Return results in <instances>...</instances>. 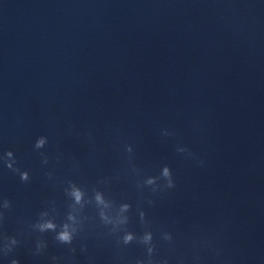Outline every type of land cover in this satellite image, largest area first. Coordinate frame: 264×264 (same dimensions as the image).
I'll return each instance as SVG.
<instances>
[{"label": "clouds", "instance_id": "1", "mask_svg": "<svg viewBox=\"0 0 264 264\" xmlns=\"http://www.w3.org/2000/svg\"><path fill=\"white\" fill-rule=\"evenodd\" d=\"M47 142L48 138L46 136H39L35 141L34 148L36 150L42 149L47 144ZM129 151H131V149H129ZM40 155L43 157L42 162L46 164L48 162V158L43 153H40ZM0 159H3L4 164L8 169L19 174L21 181L27 182L30 179L29 173L27 171H21L18 167H15L16 158L13 151H6L3 154V157H0ZM163 176L167 180L165 188H173L175 183L169 167H164ZM147 183L153 184L154 180H149ZM152 191L156 192L157 189H152ZM65 195L71 201L69 204V211L66 214V220L71 223H62L59 227V230L57 231V224L55 223L54 218L41 221L40 218L47 217L49 215L47 211H42L39 214L38 220L33 225L39 233H47L52 231L55 233L54 238L58 243L72 245L79 231L75 225L78 223L82 224L83 220L88 219V215H84L82 219L78 221L77 213H85L86 208L92 207L95 210V215L99 218L100 224L105 229H107L105 234L115 237L118 247L124 248L132 243H136L144 247L146 256L143 259H136L135 264H168L166 259H154V255L156 253L154 233L151 230L150 221H148L146 218V213L143 210H140L139 206L137 207L139 219L144 228L143 231L138 234L129 229L130 213L132 211L131 204L127 202H121L117 204L116 201L107 198L104 192L97 189H93L92 195L88 196L85 189L81 188L72 181H68L67 187L65 189ZM148 203L151 205L153 201L149 200ZM4 208H10V202L7 199L4 200ZM2 217L3 213L0 212V218ZM162 239L164 241L171 242V233H163ZM46 246V243L38 244L36 254H39ZM72 251H75V249L73 248ZM11 264H19V262L17 260H13Z\"/></svg>", "mask_w": 264, "mask_h": 264}]
</instances>
